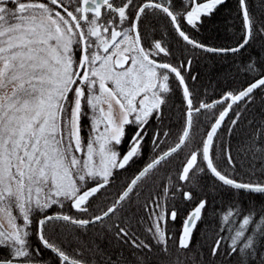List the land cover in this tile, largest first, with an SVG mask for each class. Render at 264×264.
<instances>
[{
  "label": "snow or ice",
  "instance_id": "snow-or-ice-1",
  "mask_svg": "<svg viewBox=\"0 0 264 264\" xmlns=\"http://www.w3.org/2000/svg\"><path fill=\"white\" fill-rule=\"evenodd\" d=\"M227 4L0 0V264H264V0L202 42ZM246 51L201 98L197 54Z\"/></svg>",
  "mask_w": 264,
  "mask_h": 264
},
{
  "label": "trees",
  "instance_id": "trees-1",
  "mask_svg": "<svg viewBox=\"0 0 264 264\" xmlns=\"http://www.w3.org/2000/svg\"><path fill=\"white\" fill-rule=\"evenodd\" d=\"M236 0H228V4L221 10L217 15L215 20L207 24L199 34L197 38L202 42L211 44L213 46H231L234 44V33L239 27V19L235 15ZM252 51V50H250ZM250 51L243 53V56H211L205 53L197 54L194 64L193 72L200 74V81L196 85L197 89L201 93V98L212 100L218 98L219 95L226 89L235 88L240 85L241 82L245 80L243 72L238 73V69L242 68L241 60L246 58ZM254 51H260L259 45L256 46ZM259 103V98L258 101ZM200 128L197 133V140L205 131L207 122L204 117H200ZM180 114L176 111L173 119L169 122L170 130L173 134V139L175 138L179 128H180ZM247 128L246 124H241L240 128H237L232 135L227 134L226 130H222L219 134L221 136L218 146L216 148L217 155L220 153L221 145L230 144L233 151L237 148L238 144L242 140L245 130ZM147 159V157H146ZM145 160H141L137 165L130 169L126 174L130 176L132 172L136 171L138 168L143 167ZM179 163V161H177ZM123 179V178H121ZM115 191V190H113ZM212 195H209L210 201L212 200ZM223 199L227 201L230 199L226 194H221ZM259 199V198H258ZM221 202V197H216L213 202V206ZM183 214L181 216V219ZM180 221L176 222L173 230L177 232L179 230Z\"/></svg>",
  "mask_w": 264,
  "mask_h": 264
}]
</instances>
